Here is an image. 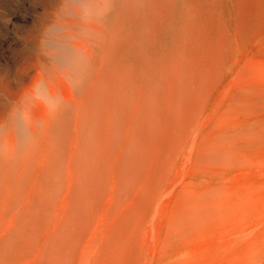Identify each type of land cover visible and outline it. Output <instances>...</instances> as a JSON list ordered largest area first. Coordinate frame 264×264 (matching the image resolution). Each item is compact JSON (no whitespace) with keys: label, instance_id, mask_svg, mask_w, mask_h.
Returning <instances> with one entry per match:
<instances>
[{"label":"rangeland","instance_id":"374dc122","mask_svg":"<svg viewBox=\"0 0 264 264\" xmlns=\"http://www.w3.org/2000/svg\"><path fill=\"white\" fill-rule=\"evenodd\" d=\"M27 1L24 0L25 11L21 13L22 18L16 21L17 25L5 28L3 22H0V78L2 79L0 83V125L3 122H7V124L11 122L6 131L12 134L16 133L25 137L24 140H28V133L21 130L23 122L20 118L26 119L29 116V106L32 102L38 101V98L46 99L50 106L55 103L57 105L59 90L53 93L48 92L44 80L53 86V79L59 78L69 90V97L72 100V105L70 102L69 108L64 111L73 122V130L68 137L69 143L66 148L53 156L58 157L57 169L52 174L55 177L56 186L44 194L51 200L53 216L44 219L33 233L26 234V240L23 241L26 243L25 248L19 250V256L15 263L87 264L88 261L89 264H104L106 259L114 257L123 248L129 247L127 263L146 261L145 264L150 262L151 264L163 262V264H196L191 258L187 259L193 253V244L203 239H209L211 236L214 237L218 231L219 223L225 221L229 232L228 249L220 259L215 255L213 264H264V91H261L264 90V79L250 73L251 70L264 65V0H201L200 4L196 2L197 0H172L171 3L169 0H30V3ZM159 1L163 2L166 10L163 15L157 12L153 6V3ZM244 4L246 5L243 8ZM253 6L257 10L250 9ZM242 11L243 14L245 13L244 15ZM79 13H86V17L91 20L86 22L81 20L78 16ZM154 21H158L157 34H155L156 28L151 24ZM253 22L255 24H251ZM215 26L217 27L215 28ZM112 29L113 34L111 33ZM108 38H110L109 41ZM218 39L221 41L219 42ZM107 43L108 45L111 43V45L108 46L106 52L104 48H107ZM206 44L210 46H206ZM66 45H69V48ZM227 46L229 47L227 48ZM115 48L116 50L121 48L116 53V58L119 57L117 60L114 56ZM209 48L215 49L211 51L208 50ZM120 53L123 55H119ZM111 54L113 56H110ZM214 54L217 56L220 54L219 61ZM107 55H109V59L113 58L109 60ZM210 55L215 56L213 60ZM223 56H226L227 61ZM149 61L152 63L150 64ZM106 62L110 63V66L113 64V67H108V69L113 68L117 74L113 70H110L111 74L108 73V69L105 71L104 68L109 66ZM117 62L119 64H116ZM102 64L107 66L103 67ZM255 64L256 66L253 67ZM154 66H156L154 71L156 69L162 71L156 74L157 71L153 72ZM133 67L135 68L132 70ZM141 68L142 71L148 69L146 73L149 72L152 77L155 74L158 76L155 75L153 79L150 74H146L149 76L147 78L144 75L145 71L143 74H139ZM97 71H99L97 75L100 76L95 77ZM101 71H103L102 74ZM166 71L168 72L166 73ZM91 72L94 73L90 74ZM169 72H172L174 77ZM91 75L94 79L90 78ZM135 75L140 78L137 80ZM144 76L147 78L146 82L156 81L149 84L151 88L152 86L154 88L148 87L147 83L145 85V80L140 81ZM36 77L38 78L33 92L28 93L29 81ZM104 77L107 79L105 80ZM132 77L133 79H131ZM214 77H216L215 80H213ZM115 78H117L116 81ZM174 78L177 82L173 81ZM165 79L169 81H165ZM91 80L94 82L98 80V83L94 84ZM134 80H137V84ZM199 80L201 82L204 80V82L201 84ZM138 83H141L142 85H139L143 87L140 88ZM214 83L216 86L213 85ZM98 86L100 87L98 88ZM165 86L167 88H164ZM133 88L139 92H135ZM253 88L259 90L256 91ZM81 89L84 93L81 92ZM95 90L98 92L100 90L105 98L99 93L100 98ZM111 90L113 91L111 92ZM248 90L251 91L248 92ZM172 91L174 93L176 91L178 95ZM198 92L201 94L199 95ZM78 93L83 95L78 97ZM133 93L139 94L134 96ZM146 93H150L149 99ZM167 93L168 97H165ZM196 93L197 98L194 99ZM257 93L260 96H254ZM156 95L158 99L160 97L159 100ZM172 95L176 96L177 100ZM94 96H98L99 99L97 100ZM136 96L138 97L136 98ZM76 99L80 103L84 101L85 106L88 104V108L82 107L84 104L76 102ZM18 100L21 102L18 103ZM92 101L95 104H90ZM100 101L103 103L99 104ZM153 101L155 103H152ZM119 102L120 104H118ZM242 102L249 103L243 104ZM236 103L241 105L239 104L237 107ZM91 105L94 106L91 107ZM147 105L148 107H146ZM158 105L162 107H158ZM14 106L17 107L14 108ZM95 106L99 107L98 110ZM121 108L124 112L121 111ZM185 108L187 109L185 110ZM110 109L113 114H110ZM174 109L177 111L175 110L176 112L172 114ZM86 110L88 111L86 112ZM148 110L152 111L151 114ZM144 112H148V114ZM169 112L174 115V119ZM79 116L81 117L79 118ZM151 116L155 120L149 121ZM103 119L107 121L104 122ZM125 119L129 131L126 129V124L125 127L123 126ZM181 119L182 121H179ZM90 120L91 122H89ZM142 122L144 125L141 124ZM149 123L151 125H148ZM146 124L149 129L146 128ZM172 124L174 126L169 127ZM212 124L219 126L214 129L215 126ZM231 124H235L237 127L235 125L232 127ZM2 126L3 124L0 126V136L6 132ZM122 126L126 131L122 132ZM188 126L190 131H188ZM225 126L231 130H225L227 129ZM171 127L174 131H170ZM83 128L85 129L82 130ZM158 128L162 131L158 132ZM238 129L239 131H237ZM34 130L32 137L40 138V143L34 144V150L32 145L30 150L32 154L35 152L37 158L40 159L42 157L40 151L44 149L42 147H45L44 150L53 151L55 142L40 128L38 123ZM40 130L42 133L39 132ZM75 130L79 131L75 134ZM142 132L144 133L142 134ZM167 133L171 135L167 136ZM141 134L144 136L141 137ZM157 136L158 138H156ZM175 136L178 137L175 138ZM133 138L136 139H134L135 142L132 141ZM136 141L139 142L136 144ZM253 141L255 142L253 143ZM254 147L257 149H253ZM143 150L146 152L143 153ZM152 150H155L157 154ZM137 151H139V155ZM135 155L138 158L135 159ZM155 155L159 157L156 158ZM171 156L170 161H167ZM149 160L151 164H149ZM131 161L135 163H131ZM40 165L41 170H45L47 165L50 171V165L46 163ZM153 166L156 171L152 168ZM153 170L154 173L156 172L155 177L154 174H151ZM160 174H162L161 177ZM150 177L152 178L150 179ZM146 181L148 182L146 183ZM159 181H161L160 184H158ZM223 181L225 184L221 185ZM153 182L155 183L152 184ZM152 190L154 191L152 192ZM144 196L146 200H144ZM72 205L75 206L72 207ZM132 207L134 208L132 209ZM108 209H112V212ZM10 211L12 210L9 209V213ZM14 213L12 211V215ZM19 219L20 214L18 215ZM151 223L153 224L149 226ZM8 230L6 229V232ZM14 233L20 240L22 239V230L14 231ZM32 235L35 242L29 241ZM84 237L85 239L82 240ZM99 239H102L103 242L100 240L101 243ZM79 243H81L80 247ZM98 243L99 245H97ZM153 243L154 247L151 245ZM77 246L78 250H76ZM149 248L152 249L149 250ZM148 251L149 253H147ZM36 253L41 257L38 255L34 257ZM94 255L98 259L101 258L100 262H97L99 260ZM82 256L84 257L82 258ZM52 259L54 263H51ZM33 260L34 262H31ZM93 260L94 262H92Z\"/></svg>","mask_w":264,"mask_h":264},{"label":"bare ground","instance_id":"6f19581e","mask_svg":"<svg viewBox=\"0 0 264 264\" xmlns=\"http://www.w3.org/2000/svg\"><path fill=\"white\" fill-rule=\"evenodd\" d=\"M247 1V0H246ZM253 1H255V0H253ZM172 2V0H169V3H171ZM196 2H199V4H200V2H201V0H197ZM237 2V4L239 5V3H238V1H236ZM241 2V1H240ZM245 2V1H244ZM252 2V1H251ZM163 2H161V1H159V2H155V3H153V6H154V8L157 10V12H159L161 15H163L164 13H165V7L163 6V4H162ZM248 3V2H247ZM246 3V4H247ZM254 3V2H253ZM236 4V5H237ZM246 4H244L242 7L244 8L245 7V5ZM255 4V3H254ZM258 4V2L256 3V5ZM249 5V4H248ZM234 6V5H233ZM250 6V5H249ZM235 7V6H234ZM247 8V7H246ZM256 8V7H255ZM254 8V6H253V8L251 7L250 9H253V11L254 10H257V9H255ZM235 9V8H234ZM262 10V9H261ZM136 11V10H135ZM204 11V10H203ZM213 11V10H212ZM252 11V12H253ZM247 12V11H246ZM250 12V11H249ZM252 12H251V14H252ZM213 13V12H212ZM220 13V12H219ZM242 14H243V11H242ZM245 14V13H244ZM243 14V15H244ZM255 14V13H254ZM100 15H101V13H100ZM120 15V14H119ZM159 15V14H158ZM247 15H249L248 13H247ZM261 15V14H260ZM79 18L81 19V20H83V21H87V20H91V19H89V18H87L86 17V13L84 14H82V13H79ZM239 16V15H238ZM256 16H258V15H256ZM217 17H219V16H217ZM248 17H250V16H248ZM259 17V16H258ZM56 18H57V16H56ZM244 18V17H243ZM256 18V17H255ZM65 19V18H64ZM160 19H161V16H160ZM217 20H218V18H216ZM240 19H242V18H240ZM239 19V20H240ZM247 19V18H246ZM249 20V19H248ZM261 20V19H260ZM241 21V20H240ZM158 22V21H157ZM156 21H154L153 23H151L156 29H155V34H157V27H158V23H157ZM246 22V21H245ZM245 22H243V23H245ZM73 23V22H72ZM89 23V22H88ZM88 23H86L87 25H88ZM115 23V22H114ZM217 23H218V21H217ZM216 23V24H217ZM262 23H263V21H262ZM83 24V23H82ZM112 24V23H111ZM251 24H255L254 22L253 23H251ZM149 26H150V22H149ZM213 26V25H212ZM49 28H50V26H48ZM217 26H215V28H216ZM256 27V26H255ZM253 28V27H252ZM111 29V28H110ZM114 29V28H113ZM113 29L111 30V33L113 32ZM117 29H118V27H117ZM117 32V31H116ZM119 32H120V30H119ZM152 32V31H151ZM217 32V31H216ZM221 32V31H220ZM110 33V34H111ZM153 33V32H152ZM227 33V32H226ZM109 34V35H110ZM113 34V33H112ZM215 35V34H214ZM116 36V35H115ZM121 37H122V35H120ZM223 36V35H222ZM225 36V35H224ZM121 37H119V38H121ZM133 37V36H132ZM204 37V36H203ZM209 37V36H208ZM207 37V38H208ZM116 38V37H115ZM210 38V37H209ZM219 38V37H218ZM109 39L110 38H108V41H109ZM221 39V38H220ZM220 39H218L219 40V42L221 41ZM120 40H122V39H120ZM217 40V41H218ZM42 42V41H41ZM111 42V41H110ZM112 42H113V39H112ZM111 42V43H112ZM121 42V41H120ZM131 42V41H130ZM207 43H209L208 41H206ZM38 43V42H37ZM39 43H40V41H39ZM111 43L109 44V45H111ZM114 43V42H113ZM119 43V42H118ZM212 43V42H211ZM36 44V43H35ZM42 44H44V42H42ZM115 44V43H114ZM215 44V43H214ZM108 43H107V45H106V47L107 48H104L105 50H106V52H107V49H108ZM118 45V44H117ZM130 45H131V43H130ZM153 45H154V43H153ZM229 45V44H228ZM37 46V45H36ZM155 46V45H154ZM206 46H210L209 44H206ZM215 46V45H214ZM221 46V45H220ZM230 46V45H229ZM229 46H227V48L229 47ZM39 47H41L42 48V46H39ZM66 47L67 48H69V45H66ZM212 47V46H211ZM204 48H206L207 49V47H204ZM216 48V47H215ZM214 48V49H215ZM218 48V47H217ZM36 49V48H35ZM37 49H38V47H37ZM56 49V48H55ZM83 49V48H82ZM119 49H121V48H119ZM118 49V50H119ZM214 49H208V50H214ZM59 50V49H58ZM118 50H116V48H115V50L114 51H116L115 52V58H116V53H117V51ZM142 50V49H141ZM221 50H223V49H221ZM230 50V49H229ZM232 50H233V48H232ZM57 51V50H56ZM84 51V50H83ZM113 51V52H114ZM231 51V50H230ZM60 52V51H59ZM86 52H87V50H86ZM131 52V51H130ZM207 52V51H206ZM220 52H222L223 53V51H220ZM109 53V52H108ZM216 54H217V52H215ZM218 53H219V51H218ZM233 53V52H232ZM57 54V53H56ZM138 54V53H137ZM207 54V53H206ZM212 54V53H211ZM228 54H229V52H228ZM119 55H123V54H119ZM118 55V56H119ZM215 55V54H214ZM221 55H223V54H221ZM252 55V54H251ZM58 56V55H57ZM103 56H105V54H103ZM102 56V57H103ZM109 55H107V58L109 59V57H108ZM110 56H113L112 54L110 55ZM211 56V55H210ZM209 56V57H210ZM213 56V55H212ZM211 56V57H212ZM215 56H217V55H215ZM214 56V57H215ZM101 57V58H102ZM134 57V56H133ZM208 57V56H207ZM214 57H212V60H213V58ZM218 57V61H219V57H220V54H219V56H217ZM225 57L226 56H223V58H224V60L225 61H227L226 59H225ZM100 58V59H101ZM111 58H113V57H111ZM110 58V59H111ZM115 58H114V61H115ZM118 59H119V57H117ZM117 58H116V60H117ZM106 59V58H105ZM109 59V60H110ZM210 60L209 61H211V58H209ZM227 59H228V56H227ZM120 60H121V58H120ZM124 60V59H123ZM134 60H137V59H134ZM134 60H133V62H134ZM149 60V59H148ZM158 60V59H157ZM169 60V59H168ZM208 60V59H207ZM138 61V60H137ZM218 61H216L215 60V62H218ZM120 62V61H119ZM119 62H117L116 64H119ZM156 62V61H155ZM42 63V62H41ZM102 63H103V61H102ZM108 62H106V64H107ZM122 63H123V61H122ZM147 63V62H146ZM149 63L151 64L152 62L151 61H149ZM209 63V62H208ZM212 63V62H211ZM210 63V64H211ZM264 63V62H263ZM110 64V63H109ZM109 64H107V65H109ZM124 64V63H123ZM126 64V63H125ZM213 64H215L214 63V61H213ZM253 64V63H252ZM43 65H44V63H43ZM43 65H41V66H43ZM102 65H104V64H102ZM101 65V66H102ZM107 65H104L103 67H105V66H107ZM121 65V64H120ZM131 65H133L132 63H131ZM154 65H156V63H154ZM167 65H168V63H167ZM173 65V64H172ZM212 65V64H211ZM217 65H219L218 63H217ZM224 65H225V63H224ZM99 66V65H98ZM111 66L113 67V64H111ZM110 65L109 66H107V68H104L105 69V71L108 69V67L110 68L111 67ZM116 66V65H115ZM123 66V65H122ZM126 66H128V65H126ZM126 66H124V67H126ZM134 66V65H133ZM135 66H137V65H135ZM141 66H142V63H141ZM256 66V64L255 65H253V67H255ZM45 67V66H44ZM47 67V66H46ZM49 67V66H48ZM94 67V66H93ZM93 67H92V69H93ZM100 67V66H99ZM130 67V66H129ZM163 67V66H162ZM161 67V68H162ZM168 67V66H167ZM166 67V68H167ZM37 68V67H36ZM39 68V67H38ZM37 68V69H38ZM135 67H133V68H131L132 70L134 69ZM143 68H145V67H143ZM154 68H156V66H154L153 67V72H156L157 71V69H156V71H154ZM166 68H165V70H166ZM170 68V67H169ZM168 68V69H169ZM223 68V67H222ZM239 68V67H238ZM94 69H95V67H94ZM93 69V70H94ZM100 69H101V67H100ZM120 69V71H121V68H119ZM195 69V68H194ZM218 69V68H217ZM50 70V69H49ZM102 70V69H101ZM110 70H113L115 73L117 72V71H115L113 68L112 69H108V73H110L111 74V72H110ZM116 70H118L117 68H116ZM124 70V69H123ZM138 70V69H137ZM165 70L163 71L164 73H165ZM171 70H174L173 68H171ZM170 70V71H171ZM203 70V69H202ZM40 71V70H39ZM100 71V70H99ZM99 71H97L96 73H95V77L96 76H100V75H97L98 74V72ZM104 71V70H103ZM103 71H101L100 73L102 74V72ZM104 71V72H105ZM120 71H118V72H120ZM144 71H145V76L148 78L149 76H147L148 74H150L149 72H148V74L146 73V71H148V69L147 70H145L144 69ZM144 71H142V68H141V70L139 71L140 73L139 74H143L144 73ZM159 71H162V70H159ZM159 71H157L156 72V74L159 72ZM200 71V70H199ZM223 71V70H222ZM152 72V71H151ZM168 71H166V73H167ZM204 72V71H203ZM224 72V71H223ZM94 73V72H93ZM92 72L90 73V74H93ZM108 73H106L107 75H108ZM123 73V72H122ZM126 73V72H125ZM136 73V72H135ZM138 73V72H137ZM170 73V72H169ZM173 73H174V71H173ZM200 73V72H199ZM252 75H254L255 77H258V78H261V79H264V65H260V66H258L257 68H255V69H253V70H251V72H250ZM36 74V73H35ZM54 74V73H53ZM112 74H114V73H112ZM117 74V73H116ZM147 74V75H146ZM155 74V75H156ZM159 74V73H158ZM203 74V73H202ZM211 74V73H210ZM106 75V76H107ZM121 75V74H120ZM123 75V74H122ZM128 75H130V74H128ZM134 75V74H133ZM137 76H138V74H136ZM136 75H135V77H136ZM152 74H150V76H151ZM154 75V76H155ZM167 75V74H166ZM169 75V74H168ZM170 75H172V72L170 73ZM174 75H176V74H174ZM249 75V74H248ZM247 75V76H248ZM110 76V75H109ZM113 76V75H112ZM114 76H115V74H114ZM140 76H143V75H140ZM144 76V78L143 79H141L140 81H142V80H145V79H147L146 77ZM153 76V77H154ZM156 76H158V75H156ZM205 76V75H204ZM203 76V77H204ZM215 76V75H214ZM217 76V75H216ZM55 77V76H54ZM86 77V76H85ZM111 77V76H110ZM120 77V76H119ZM123 77V76H122ZM152 76H151V78H153ZM166 78H167V76H165ZM172 77H174L173 75H172ZM177 77V76H176ZM202 77V78H203ZM207 77H209V76H207ZM206 77V78H207ZM220 77V76H219ZM219 77H218V79H219ZM37 78L38 77H36V79L34 80L33 78H31L30 79V81H29V89H28V93H30L32 90H33V88H34V86H35V84L37 83ZM90 78H92V75L90 76ZM98 78V77H97ZM112 78V77H111ZM140 78V77H139ZM138 77H136V79L138 80L139 79ZM142 78V77H141ZM178 78V77H177ZM206 78H204V79H206ZM215 78L216 77H214V79L213 80H215ZM33 79V80H32ZM92 79H94V78H92ZM99 79V78H98ZM104 79L106 80L107 79V77L105 78L104 77ZM116 79L117 78H115V81H116ZM123 79V78H122ZM131 79H133V77L131 78ZM154 79V78H153ZM155 79H157L156 77H155ZM162 79V78H161ZM198 79H199V76H198ZM201 79V78H200ZM209 79V78H208ZM217 79V80H218ZM220 79H221V77H220ZM112 80V79H111ZM124 80V79H123ZM136 80V81H137ZM163 80H164V78H163ZM167 79H165V81H166ZM176 80V78H174L173 79V81H175ZM210 80H212L211 78H210ZM213 80H212V83H213ZM1 81H2V79L0 78V83H1ZM53 81H54V85L52 86L51 84H48L47 82H46V80H44V83H45V87H46V89H47V91L48 92H50V93H53V92H56V91H58L59 90V97L57 98V100H58V103H57V105H56V103L54 104V105H52V106H50L48 103H47V100L46 99H42V98H38L37 96V98L39 99L38 101H36V102H32L31 104H30V106H29V116L28 117H26V119H23V118H20L21 119V122H23V124H22V126H21V130L24 132H27L28 133V140H24V138L25 137H22V136H20V135H17L16 133H14V134H12V133H9L8 131H6L7 130V126H9L10 124H11V122H8V124H7V122H3L2 124H3V128H4V130L6 131H4L5 132V134H3V135H1L0 136V264H16L15 263V261L17 260V258H18V256H19V250L20 249H23V248H25V244L26 243H24L23 241H25L26 239H25V236H26V234L27 233H33L35 230H36V228L40 225V223H42L43 222V220L44 219H46V218H49V217H52L53 216V209H52V207H51V200L49 199V197L48 196H46V195H44L45 193H48L49 191H51L55 186H56V181H55V177L54 176H52V174L56 171V169H57V159H58V157H53L54 155H56L57 154V152L59 153V151H62V150H64V148H66V146L68 145V143H69V140H68V137H69V135H70V133H72L71 131L73 130V122H72V120H71V118L70 117H68V115H67V113L64 111L66 108H69L68 106H69V104H70V102H71V105H72V100H70V97H69V90L67 89V87H65V85L59 80V78H54L53 79ZM90 81V80H89ZM92 82H94V80H91ZM98 81V80H97ZM94 82V84L95 83H98V82ZM135 81V80H134ZM136 81H135V83H136ZM147 80H145V85H146V83H147V85H148V87H150L151 88V86H149V84H152V83H155V82H152L153 80H151V83H149V82H146ZM167 81H169V80H167ZM200 81V80H199ZM206 81V80H205ZM222 81V80H221ZM126 82V81H125ZM175 82H177V81H175ZM174 82V83H175ZM201 82V81H200ZM202 82H204V80L202 81ZM202 82H201V84H202ZM210 82V81H209ZM216 82V81H215ZM91 82H89V84H90ZM144 83V82H143ZM208 83V82H207ZM219 83H221L220 81H219ZM89 84H87V85H89ZM92 84V83H91ZM118 84V83H117ZM137 84V83H136ZM135 84V85H136ZM139 84H141V83H138V85ZM165 84V83H164ZM172 84V83H171ZM211 84V83H210ZM232 84V83H231ZM86 85V86H87ZM105 85V84H104ZM126 85V84H125ZM124 85V86H125ZM127 85H128V82H127ZM142 85V84H141ZM141 85H139V87L140 88H142L141 87ZM144 85V84H143ZM154 85V84H153ZM166 85V84H165ZM174 85V84H173ZM200 85V84H199ZM198 85V86H199ZM213 85H215L216 86V84L214 83ZM91 86V85H90ZM89 86V87H90ZM167 86V85H166ZM164 87V88H167V87ZM203 86H204V84H203ZM219 86V84L217 85V87ZM83 87V86H82ZM97 87V86H96ZM100 86H98V88H99ZM103 88H105V89H107L106 87H104V86H102ZM101 87V88H102ZM120 87V86H119ZM128 87H129V85H128ZM132 87V86H131ZM176 87V86H175ZM208 87V86H207ZM207 87H205L206 89H207ZM86 88V87H85ZM94 88V87H93ZM137 88V87H136ZM152 88H154L153 86H152ZM151 88V89H152ZM163 88V87H162ZM164 88L162 89V90H164ZM170 88V87H169ZM178 88V87H177ZM198 88H200V89H202L201 87H198ZM204 88V87H203ZM230 88V87H229ZM244 88V87H243ZM261 88V87H260ZM83 90H84V87L82 88ZM81 89V92H83L84 93V91ZM95 89V88H94ZM93 89V90H94ZM120 89V88H119ZM139 89V88H138ZM159 89V88H158ZM157 89V90H158ZM181 89V88H180ZM200 89H199V91H200ZM216 89V88H215ZM214 89V90H215ZM248 89V88H247ZM249 89H251L250 87H249ZM254 89V88H253ZM87 90H89L88 89V86H87ZM101 90V89H100ZM100 90H99V92L97 91V90H95L96 92H98L97 93V95L99 96V93H100ZM133 90H134V88H133ZM145 90V89H144ZM143 90V91H144ZM149 90V89H148ZM156 90V91H157ZM166 90V89H165ZM171 90V89H170ZM173 90H174V88H173ZM176 90V89H175ZM183 90V89H182ZM187 90V89H186ZM213 90V91H214ZM254 90H256V88L254 89ZM257 90H259V89H257ZM256 90V91H257ZM26 91V90H25ZM37 91V90H36ZM104 90H102V92H103ZM113 90H111V92H112ZM135 91V90H134ZM133 91V92H134ZM155 91V92H156ZM167 91V90H166ZM205 91V90H204ZM251 90H248V92H250ZM261 91H264V90H261ZM33 92V91H32ZM85 92H87L88 93V91H85ZM124 92H125V90H124ZM135 92H139V90L137 91H135ZM146 92H148V91H146ZM158 92V91H157ZM157 92H156V94H157ZM160 92H161V90H160ZM165 92V91H164ZM168 93H169V91H167ZM173 92V91H172ZM197 92V91H196ZM235 92V91H234ZM22 93V92H21ZM27 93V94H28ZM86 93V94H87ZM104 93V92H103ZM144 93V92H143ZM162 93V92H161ZM168 93H167V96H165V97H168ZM174 93V92H173ZM80 94V95H79ZM94 94H95V92H94ZM124 94H126V93H124ZM134 94V96L135 95H137V94H139V93H133ZM132 94V95H133ZM147 94V96L148 95H150V93L148 94V93H146ZM174 94H176V95H178L177 93H176V91H175V93ZM198 94L200 95L201 94V92H198ZM207 94V93H206ZM238 93H236V95H237ZM240 94V93H239ZM251 94H254V93H251ZM83 95V94H82ZM81 95V93H78V97L79 96H82ZM85 95V94H84ZM92 95V94H91ZM103 96V98H105L104 97V95L103 94H101L100 93V96ZM114 95H116L115 93H114ZM131 95V96H132ZM161 95V94H160ZM196 95H197V93L194 95V99L195 98H197L196 97ZM207 95H209V94H207ZM257 95H259L260 96V94L259 93H257V94H255L254 96H257ZM261 95H263V94H261ZM86 96V95H85ZM96 96V95H95ZM94 96V97H95ZM97 96V97H98ZM99 96V97H100ZM120 96H122L121 94H120ZM144 96H145V94H144ZM161 96H163V94L161 95ZM190 96H192V95H190ZM238 96V95H237ZM237 96H235V97H237ZM241 96H243V95H241ZM241 96H239V97H241ZM84 97V96H83ZM93 97V98H94ZM97 97H95V98H97ZM111 97V96H110ZM115 97V96H114ZM117 97V96H116ZM124 97V96H123ZM130 97V96H129ZM138 96H136V98H137ZM146 97V96H145ZM149 97L150 96H148V99H149ZM165 97L164 98H162L163 100L165 99ZM172 97H176V96H173L172 95ZM183 97V96H182ZM18 98V97H17ZM24 98V97H23ZM28 98V97H27ZM29 98H30V96H29ZM92 98V97H91ZM101 98V97H100ZM122 98V97H121ZM144 98V97H143ZM156 98H157V95H156ZM20 99V98H19ZM78 99V98H77ZM76 99V102H78V103H80V101L79 100H77ZM85 99V98H84ZM99 98H97V100H98ZM111 99V98H110ZM158 99V98H157ZM159 99H160V97H159ZM158 99V100H159ZM189 99V98H188ZM20 100H22V99H20ZM20 100H18V103H19V101ZM25 100V99H24ZM91 100V99H90ZM119 100H121V99H119ZM123 100V99H122ZM154 100H156V99H154ZM176 100H177V97H176ZM175 100V101H176ZM206 100V99H205ZM204 100V101H205ZM23 101V100H22ZM89 101V100H88ZM93 101H94V99H93ZM93 101H92V103H90V102H87V103H90V104H95V103H93ZM148 102H149V100H147ZM239 101V100H238ZM249 101V100H248ZM21 102V101H20ZM84 102V101H83ZM83 102H81V103H83ZM106 102V101H105ZM105 102H104V105H105ZM117 102V100L115 101V103ZM140 102V101H139ZM142 102V101H141ZM143 102H145V101H143ZM156 102H157V100H156ZM163 102V101H162ZM161 102V103H162ZM165 102V101H164ZM163 102V103H164ZM207 102V101H206ZM15 103V102H14ZM13 103V104H14ZM17 103V102H16ZM17 103V104H18ZM80 103V104H81ZM103 103V101L101 102H99V104H102ZM114 103V104H115ZM150 103V102H149ZM152 103H155V101H153ZM160 103V104H161ZM167 103V102H166ZM170 103L172 104V102L170 101ZM173 103H175V102H173ZM198 103V102H197ZM228 103V102H227ZM226 103V105H228ZM230 103H232V102H230ZM229 103V104H230ZM235 103V102H234ZM243 103V102H242ZM246 103H249V102H245V103H243V104H246ZM252 103V102H251ZM255 103V102H254ZM23 104V103H22ZM84 104V103H83ZM109 104V103H108ZM118 104H120V102L118 103ZM195 105V103H192V105ZM237 104V103H236ZM240 103H238L237 104V107H238V105H239ZM97 105H98V101H97ZM144 104L142 103V106H143ZM204 105H205V103H204ZM241 105V104H240ZM13 106V105H12ZM12 106H11V108H12ZM18 106H20V105H18ZM27 106V107H28ZM82 106V105H81ZM92 106H94V105H91V107ZM117 106V105H116ZM153 106H154V104H153ZM160 105H158V107H159ZM164 106V105H163ZM231 106V105H230ZM15 107H17V106H14V108ZM78 107H80L79 105H78ZM82 107H86V109L88 108V104L85 106V104H84V106H82ZM90 107V108H91ZM95 107H97V109L96 110H98V106H95ZM102 107H103V105H102ZM118 107V106H117ZM121 107V106H120ZM119 107V108H120ZM131 107V106H130ZM146 107H148V105L146 106ZM157 107V106H156ZM160 107H162V106H160ZM170 107H171V105H170ZM195 107V106H194ZM81 108V107H80ZM109 108V107H108ZM139 108H142V107H139ZM150 108H152V106H150ZM150 108H148L149 110H151ZM154 108V107H153ZM172 108V107H171ZM174 108H176V107H174ZM245 108V107H244ZM256 108H258V107H256ZM27 109V108H26ZM91 109H94V108H91ZM103 109H104V107H103ZM113 109V108H112ZM115 109H118V108H116L115 107ZM122 110L121 111H123L124 112V110H123V108H121ZM129 109V108H128ZM127 109V110H128ZM144 109H145V107H144ZM156 109H161V108H156ZM178 109V108H177ZM187 108H185V110H186ZM247 109V108H246ZM251 109H253L252 107H251ZM255 109V108H254ZM10 110V109H9ZM102 110V109H101ZM139 110V109H138ZM145 110H147V109H145ZM148 110V111H149ZM153 110V109H152ZM170 110H172V109H170ZM169 110V111H170ZM176 109H174V112H172V114L173 113H175L176 111H175ZM191 110V109H190ZM258 110V109H257ZM12 112H13V110H11ZM19 111V110H18ZM88 110H86V112H87ZM89 111H93V110H89ZM94 111H95V109H94ZM126 111V110H125ZM129 111H130V109H129ZM141 111V110H140ZM158 111V110H157ZM165 111V110H164ZM82 112V111H81ZM86 112H84V113H86ZM105 112V111H104ZM117 112H118V110H117ZM139 112V111H138ZM150 112V111H149ZM152 112V111H151ZM151 112L149 113V114H151ZM159 113H161V111H158ZM157 112V113H158ZM166 112V111H165ZM192 112H194V111H192ZM8 113V112H7ZM6 113V114H7ZM14 113V112H13ZM88 113H90V112H88ZM102 113H103V111H102ZM126 113H127V111H126ZM125 113V114H126ZM145 114H148V112L146 113V112H144ZM156 113V114H157ZM170 113V112H169ZM243 113V112H242ZM9 114H12V113H10L9 112ZM107 114V113H106ZM110 114H113V113H111V109H110ZM153 115L155 114V112L153 111V113H152ZM171 114V113H170ZM171 114V116H173L172 118L174 119V115H172ZM238 114H240V113H238ZM83 115V114H82ZM86 115H88V114H86ZM99 115H102V114H99ZM105 115V114H104ZM152 115V116H153ZM242 116H244L243 114H241ZM7 116V115H6ZM5 116V117H6ZM11 116V115H10ZM84 116V115H83ZM89 116V115H88ZM109 117H110V115H108ZM129 116V115H128ZM136 116H137V114H136ZM146 116V115H145ZM144 116V117H145ZM152 116H151V118H149V121H152ZM158 116H160V115H158ZM247 116V115H246ZM251 116V115H250ZM8 117V116H7ZM23 117V116H22ZM78 117V116H77ZM81 116H79V118H80ZM99 117H101V116H99ZM149 117V116H148ZM205 117V116H204ZM236 117V116H235ZM87 118V117H86ZM107 118V117H106ZM178 118H180V117H178ZM178 118H176L177 120H178ZM6 119V118H5ZM8 119V118H7ZM85 119V118H84ZM90 119V118H89ZM100 119V118H99ZM98 119V120H99ZM102 119V118H101ZM108 119V118H107ZM143 119H145V118H143ZM148 119V118H147ZM162 119V118H161ZM83 120V119H82ZM88 120V119H87ZM87 120H85V122L87 121ZM113 120V119H112ZM112 120H111V123H112ZM153 120H155V119H153ZM163 120H164V118H163ZM163 120H162V123H163ZM79 121V120H78ZM95 121V120H94ZM93 121V122H94ZM101 121V120H100ZM103 121H104V119H103ZM103 121H101V122H103ZM105 121H107V120H105ZM104 121V122H105ZM125 122H123L124 123V125H123V123H122V125L125 127V124H126V129H127V123H126V119L124 120ZM143 121V120H142ZM158 121H159V119H158ZM171 121H172V119H171ZM174 121V120H173ZM176 121V120H175ZM179 121H182V119L181 120H179ZM202 121H203V119H202ZM201 121V122H202ZM1 122V121H0ZM75 122V121H74ZM84 122V121H83ZM89 122H91V120L89 121ZM103 122V123H104ZM128 122V121H127ZM134 122H135V120H134ZM146 122V121H145ZM155 122V121H154ZM165 122V121H164ZM224 122V121H223ZM39 124V126H40V128L49 136V137H51L50 139H52L53 138V140H54V150L53 151H48V150H44L45 149V147H42V148H44L43 150H41L40 152H41V154H42V157L40 158V159H38L37 158V154L35 153V152H33V154H32V152H31V147H32V145H33V150H34V148H35V143H40V138H37V137H32L33 136V134H34V132H35V130H34V128H36V124ZM80 123H82V122H80ZM86 123H88V121L86 122ZM107 123V122H106ZM110 123V124H111ZM179 123V122H178ZM1 124V125H2ZM82 124H84V123H82ZM109 124V123H108ZM135 124V123H134ZM133 124V125H134ZM142 125H144L143 124V122L141 123ZM175 125H176V123H174ZM174 124H172V125H169V127L170 126H174ZM248 124V123H247ZM246 124V125H247ZM254 124V123H253ZM0 125V126H1ZM81 125V124H80ZM86 125V124H85ZM85 125H82V126H85ZM88 125V124H87ZM104 125V124H103ZM117 125V124H116ZM147 125V124H146ZM148 125H151L150 123L148 124ZM148 125H147V127L146 128H148ZM152 125H153V123H152ZM181 125V124H180ZM213 125V124H212ZM232 125V124H231ZM230 125V126H231ZM233 125H235V124H233ZM233 125H232V127H233ZM254 125H256V124H254ZM257 125H260V124H257ZM78 126H79V124H78ZM120 126V125H119ZM122 126V127H123ZM213 126H215V125H213ZM217 126H219V125H216L215 126V128L214 129H216V127ZM236 126V125H235ZM261 126V125H260ZM86 127V126H85ZM124 127H123V129H122V132L123 131H126V129L124 130ZM140 127H142V126H140ZM144 127V126H143ZM153 127V126H152ZM159 127V126H158ZM163 127V126H162ZM161 127V128H162ZM168 127V128H169ZM180 127V126H179ZM189 127V126H188ZM188 127H186V128H188ZM202 127V126H201ZM226 128H227V126H225ZM225 127H224V129H225ZM237 127V126H236ZM246 127V126H245ZM256 127V126H255ZM263 127V126H262ZM79 128V127H78ZM80 128H81V126H80ZM79 128V129H80ZM110 128V127H109ZM133 128V127H132ZM131 128V129H132ZM135 128V127H134ZM165 128V127H164ZM180 128H182V127H180ZM210 128V127H209ZM242 128V127H241ZM248 128V127H247ZM258 128V127H257ZM264 128V127H263ZM75 129H76V126H75ZM85 128H83L82 130H84ZM111 129V128H110ZM109 129V130H110ZM129 129H130V127H129ZM141 129V128H140ZM149 129V128H148ZM151 130H152V128H150ZM212 129V128H211ZM210 129V130H211ZM230 129V128H229ZM229 129L227 128V129H225V130H228L229 131ZM233 129V128H232ZM240 129V128H239ZM239 129L237 130V131H239ZM246 129V128H245ZM252 129V128H251ZM42 130H40L39 132H41L42 133ZM101 130H102V128H101ZM103 130H104V128H103ZM145 130V129H144ZM158 130H159V128H158ZM173 129H172V127H171V130L170 131H172ZM187 130V129H186ZM185 130V131H186ZM198 130V129H197ZM196 130V131H197ZM209 130V129H208ZM224 130V131H225ZM231 130V129H230ZM249 130H250V128H249ZM79 131V130H78ZM78 131H76L75 130V134H76V132H78ZM127 131H129L128 129H127ZM148 131V130H147ZM153 131V130H152ZM160 131H162V130H159L158 132H160ZM174 131V130H173ZM188 131H190V127H189V129H188ZM188 131H186V132H188ZM251 131V130H250ZM249 131V132H250ZM84 132V131H83ZM105 132H106V130H105ZM139 132V131H138ZM156 132V131H155ZM154 132V133H155ZM168 132H169V129H168ZM199 132V131H198ZM241 132V131H240ZM239 132V133H240ZM245 132V131H244ZM243 132V133H244ZM247 132V131H246ZM258 132H259V130H258ZM133 133V132H132ZM144 132H142V134H143ZM255 133H256V131H255ZM112 134V133H111ZM129 134H130V132H129ZM142 134L140 135L141 137H143L142 136ZM164 134V133H163ZM168 134V133H167ZM176 134V133H175ZM196 134V133H195ZM244 134H249V133H244ZM43 135V134H42ZM79 135V134H78ZM80 135H82V134H80ZM135 135V134H134ZM137 135V134H136ZM147 135H148V133H147ZM169 135H171L170 133L167 135V136H169ZM177 135V134H176ZM258 135V134H257ZM256 135V136H257ZM178 136H179V134H178ZM177 136V137H178ZM194 136H196V135H194ZM258 136H260V134L258 135ZM75 137V136H74ZM79 137V136H78ZM109 137H111V136H109ZM132 137H134V136H132ZM136 137V136H135ZM150 137V136H149ZM160 137V136H159ZM171 137V136H170ZM173 137H174V135H173ZM176 136H175V138H177ZM181 137V136H180ZM179 137V138H180ZM198 137V136H197ZM196 137V138H197ZM218 137V136H217ZM237 137V136H236ZM79 138H81V137H79ZM153 138V137H152ZM156 138H158V136L156 137ZM155 138V139H156ZM169 138V137H168ZM168 138H166V139H168ZM174 138V139H175ZM76 139V138H75ZM128 139H129V137H128ZM132 139V138H131ZM134 139L135 138H133V140L132 141H134ZM170 139H172V138H170ZM173 139V143H174V140ZM30 140H32V141H30ZM78 140V139H77ZM80 140H82V138L80 139ZM136 140V139H135ZM142 140H144V139H142ZM146 140H147V138H146ZM149 140V139H148ZM169 140V139H168ZM177 140V139H176ZM194 140V137L192 138V141ZM196 140V139H195ZM254 140V139H253ZM52 141V140H51ZM157 141V140H156ZM160 141H161V139H160ZM179 141V140H178ZM177 141V142H178ZM181 141V140H180ZM249 141V140H248ZM252 141V140H251ZM81 142V141H80ZM135 142V141H134ZM139 142V141H138ZM137 141H136V144L138 143ZM255 141H253V143H254ZM259 142V141H258ZM76 143H79V141L77 142L76 141ZM129 144L131 143V142H128ZM151 143V142H150ZM180 143V142H179ZM135 144V147L137 146ZM162 145H164L163 143H161ZM166 144H167V142H166ZM165 144V146H167ZM171 144H172V142H171ZM170 144V145H171ZM193 144V143H192ZM244 144H247V143H244ZM252 144V143H251ZM260 144V143H259ZM259 144H258V146H259ZM73 145V144H72ZM77 145V144H76ZM142 145V144H141ZM148 145V144H147ZM150 145V144H149ZM162 145H158V146H162ZM75 146V145H74ZM168 146H169V144H168ZM194 146V145H193ZM262 146V145H261ZM70 147V146H69ZM141 147H145V146H141ZM149 147V146H148ZM252 147V146H251ZM162 148H164V147H162ZM161 148V149H162ZM168 148V147H167ZM173 148V147H172ZM189 148H191V147H189ZM72 149H74V148H72ZM137 149V148H136ZM144 149V148H143ZM145 149H147V148H145ZM160 149V150H161ZM253 149H257V147L255 148H253ZM67 150H68V148H67ZM77 150V149H76ZM174 150V149H173ZM172 150V151H173ZM189 150V149H188ZM188 150H187V152H188ZM191 150V149H190ZM193 150V149H192ZM74 152H75V150H73ZM72 151V152H73ZM149 151H151V150H149ZM152 151H154L155 153H156V151L155 150H152ZM163 151H165V150H163ZM162 151V152H163ZM168 151V150H167ZM176 151V150H175ZM74 152H73V154H74ZM136 152V151H135ZM143 153H145L146 151H142ZM148 152V151H147ZM158 152V151H157ZM191 152V151H190ZM69 153V152H68ZM137 153H138V155H139V151H137ZM137 153H135L136 155H137ZM142 153V154H143ZM150 153H152V152H150ZM72 154V153H71ZM141 154V153H140ZM157 154V153H156ZM162 154H164V153H162ZM168 154V153H167ZM136 155L134 156L135 157V159L136 158H138V157H136ZM137 155V156H138ZM149 155V154H148ZM171 155V154H170ZM47 156V157H46ZM68 156H70L71 157V155H68ZM140 156H142V155H140ZM150 156H152V155H150ZM163 156V155H162ZM187 156V155H186ZM191 156V155H190ZM143 157V156H142ZM155 157L156 158H158L156 155H155ZM154 157V158H155ZM165 157V156H164ZM69 158V157H68ZM146 158V157H145ZM155 158V159H156ZM161 158V160H163V158L162 157H160ZM170 158H172V156L171 157H169L168 159H167V161H170ZM173 158H175V156H173ZM191 158V157H190ZM241 159H242V157H240ZM134 159V160H135ZM152 160H153V158H151ZM165 159V158H164ZM132 160V159H131ZM133 160V161H134ZM185 160V159H184ZM133 161H131V163L133 162ZM137 161V160H136ZM139 161V160H138ZM140 161H141V159H140ZM139 161V162H140ZM148 161V160H147ZM158 161V160H157ZM68 162H70V161H68ZM139 162H138V164H139ZM160 162H163V161H160ZM41 163H46V164H48V165H50L49 167H50V171H49V168H48V166L46 165V169L45 170H41L40 169V164ZM133 163H135V162H133ZM169 163V162H168ZM184 163V162H183ZM67 164V163H66ZM74 164V163H73ZM149 164H151V162H150V160H149ZM148 164V167H150V165ZM162 164V163H161ZM186 164V163H185ZM184 164V165H185ZM145 166L147 165V164H144ZM167 165V164H166ZM164 166V165H163ZM66 167H67V165H66ZM144 167V166H143ZM147 167V168H148ZM162 167V166H161ZM160 167V168H161ZM165 167V166H164ZM167 167H168V165H167ZM183 167V166H182ZM153 169H155L154 168V166L152 167ZM158 168V167H157ZM67 169H68V167H67ZM143 169V168H142ZM165 169V168H164ZM149 170H150V168H149ZM158 170V169H157ZM161 170V169H160ZM159 170V171H160ZM167 170V169H166ZM182 170V169H181ZM48 171H49V173H48ZM155 171H156V169H155ZM162 171V170H161ZM163 171H165V170H163ZM188 171V170H187ZM68 173H69V171H67ZM152 172V171H151ZM156 173V172H155ZM155 173H154V170H153V172L151 173V174H154V177H155ZM164 173H166V172H164ZM70 174V173H69ZM148 174V173H147ZM164 175V174H163ZM162 176V174H160V177ZM184 176V175H183ZM183 176H182V178H183ZM136 177H138V176H136ZM141 177V176H140ZM153 177V176H152ZM152 177H150V179L152 178ZM153 177V178H154ZM181 177V176H180ZM143 178V177H142ZM147 178V177H146ZM158 178V177H157ZM182 178H181V180H182ZM190 178H192V177H190ZM68 179V178H67ZM143 179H145V178H143ZM142 179V180H143ZM154 180V179H153ZM156 180V179H155ZM140 181H141V179H140ZM157 181V180H156ZM145 182V181H144ZM148 181H146V183H147ZM180 182V181H179ZM224 182V183H223ZM222 182V184L221 185H223V184H225V181H223ZM155 182H153L152 184H154ZM161 183V181H159V183L158 184H160ZM195 183V182H194ZM227 183V182H226ZM151 184V185H152ZM179 184V183H178ZM178 184H177V186H178ZM198 184V183H197ZM151 185L150 186H148V188L150 189V187H151ZM174 185H176V184H174ZM142 186V185H141ZM196 186V185H195ZM156 187H159V185H156ZM155 188V187H154ZM153 189V188H152ZM170 190V189H169ZM154 190H152V192H153ZM156 192V191H155ZM185 192V191H184ZM183 192V193H184ZM137 193V192H136ZM145 193H147V191H145ZM150 193V192H149ZM134 194H135V192H134ZM168 194V193H167ZM170 194H171V192H170ZM182 194V193H181ZM149 195V194H148ZM43 196H45V197H43ZM109 196V195H108ZM150 196V195H149ZM148 196V197H149ZM165 196H166V194H165ZM171 196H172V194H171ZM123 197V196H122ZM137 197V196H136ZM145 197V196H144ZM143 197V198H144ZM148 197H147V199H148ZM78 198V197H77ZM81 198H82V196H81ZM134 199V198H133ZM137 199V198H136ZM150 199V198H149ZM165 199V198H164ZM171 199V198H170ZM76 200V199H75ZM80 200V199H79ZM144 200H146V197H145V199ZM161 200V199H160ZM133 201V200H132ZM170 201V200H169ZM75 202V201H74ZM78 202H80V201H78ZM142 202V201H141ZM141 202H140V205H141ZM146 202V201H145ZM163 202V201H162ZM75 205H76V203H74ZM109 204V203H108ZM148 204V203H147ZM160 204V203H159ZM74 205V206H75ZM71 206V205H70ZM73 205H72V207H74ZM108 205H106V207H107ZM112 206V205H111ZM131 206V205H130ZM103 207V206H102ZM105 207V206H104ZM105 207V208H106ZM114 207V206H113ZM137 207V206H136ZM161 207H162V205H161ZM160 207V208H161ZM108 208H110L109 206H108ZM134 207H132V209H133ZM9 209L10 210H12L13 212H15L14 213V215H12V211H10V213H9ZM102 209V208H101ZM107 209V208H106ZM105 209V210H106ZM139 209V208H138ZM137 209V213H138V210ZM155 209L157 210V207H155ZM110 209H108V211H109ZM112 210V209H111ZM110 210V211H111ZM98 211H100V210H98ZM107 211V212H108ZM117 211V210H116ZM133 211H136V210H133ZM132 211V212H133ZM101 212V211H100ZM103 212V211H102ZM112 212V211H111ZM157 212V211H156ZM106 213V212H105ZM104 213V214H105ZM108 213H110V212H108ZM154 213V212H153ZM20 214V219L18 220V215ZM107 214V213H106ZM105 214V215H106ZM114 215V214H113ZM131 215H133V214H131ZM152 216H153V214H151ZM63 216H65V214H63ZM98 216H99V214H98ZM155 216H156V214H155ZM104 217H106V216H104ZM100 218V217H99ZM102 218V217H101ZM94 219V218H93ZM106 219V218H105ZM104 219V220H105ZM115 219V218H114ZM100 220V219H99ZM98 220V222H100ZM103 220V221H104ZM128 220V219H127ZM127 220H126V223H127ZM152 220V219H151ZM107 221V220H106ZM94 222H96V221H94ZM62 223V222H61ZM126 223H125V225H126ZM54 224V223H53ZM94 224H96V223H94ZM153 223H151L149 226H151ZM155 224H156V222H155ZM98 225V224H97ZM92 226H93V223H92ZM91 226V227H92ZM103 226H104V224H103ZM102 226V227H103ZM261 226V225H260ZM94 227V226H93ZM98 227V226H97ZM154 227H155V225H154ZM259 227V226H258ZM258 227H256V228H258ZM6 229H9L7 232H6ZM89 229V228H88ZM95 229V228H94ZM92 230V232L93 231H95V230ZM99 229V228H98ZM115 229V228H114ZM118 229V228H117ZM217 229H218V231H217V233H216V235L214 236V237H210L209 239H203V240H201V241H199V242H197L196 244H193V253L191 254V257H188L187 259H190L191 258V260H193V261H195V263L196 264H213L214 263V260H213V258H214V256L216 255V256H218V258L220 259V258H222L224 255H225V253H226V249H228V245H227V239H228V228L225 226V221H222L221 223H219V225L217 226ZM22 230V233H21V235H22V239L20 240L16 235H15V233H14V231H17V232H20ZM56 230V229H55ZM253 230V229H252ZM150 231V230H149ZM57 232V231H56ZM86 232V231H85ZM87 233V232H86ZM86 233H84V234H86ZM94 233V232H93ZM53 235H54V233H52ZM51 234V235H52ZM83 234V235H84ZM108 234V233H107ZM106 234V235H107ZM152 234H153V230H152ZM232 234V233H231ZM230 234V235H231ZM244 234V233H243ZM92 235V234H91ZM90 235V236H91ZM104 236V235H103ZM103 236H101V237H103ZM238 236H240L239 234H238ZM237 236V237H238ZM233 237V236H232ZM234 237H236V236H234ZM91 238V237H90ZM148 238V237H147ZM50 239V238H49ZM85 239V237L82 239V240H84ZM245 239V238H244ZM31 240V242H35V239H34V237H33V235L31 236V239H29V241ZM82 240H81V242H82ZM90 240H92V238L90 239ZM102 241L103 242V240L102 239H99V241ZM154 240V239H153ZM47 241V240H46ZM52 241V240H51ZM53 241H54V239H53ZM100 241V242H101ZM149 241H150V239H149ZM101 242V243H102ZM42 243H43V241H42ZM49 243V242H48ZM28 244V243H27ZM80 244L81 243H79L78 245H79V247H80ZM86 244V243H85ZM97 245H99V243L97 244ZM148 245H150V243H148ZM152 246L154 245V243L153 244H151ZM43 246H44V243H43ZM31 247V246H30ZM86 247V246H85ZM154 247V246H153ZM78 248V246L76 247V250H78L77 249ZM98 248V247H97ZM96 248V249H97ZM179 248V247H178ZM152 248H149V250H151ZM48 250V249H47ZM46 250V251H47ZM103 250V249H102ZM178 250H180V249H178ZM177 250V251H178ZM153 251H154V249H153ZM80 252V251H79ZM84 252V251H83ZM96 252V251H95ZM172 252V251H171ZM174 252V251H173ZM38 253V252H37ZM35 254L34 255V257L35 256H37L38 254ZM129 247H125V248H123L120 252H118L114 257H111V258H109V259H106V261H105V259H104V264H145V262H142V263H140L139 261H137V262H134V263H127V261H128V256H129ZM147 253H149V251L147 252ZM162 253V252H161ZM92 254V253H91ZM151 254V253H150ZM84 255V254H83ZM158 255V254H157ZM46 256V255H45ZM51 256V255H50ZM49 256V257H50ZM52 256H53V254H52ZM51 256V257H52ZM85 256V255H84ZM84 256H82V258L84 257ZM95 256V255H94ZM99 256H100V254H99ZM98 256V257H99ZM172 256V255H171ZM33 257V258H34ZM38 257H41V256H39L38 255ZM75 257V256H74ZM76 257H77V254H76ZM75 257V259H77ZM96 257V256H95ZM153 257V256H152ZM32 258V259H33ZM37 258V257H36ZM36 258L34 259L35 261H36ZM81 258V259H82ZM97 258V257H96ZM149 258V257H148ZM44 259V258H43ZM47 259V258H46ZM75 259H74V261H75ZM92 259H93V257H92ZM98 259V258H97ZM99 259H101V258H99ZM98 259V260H99ZM162 259V258H161ZM34 260L33 261H31V262H34ZM50 260V259H49ZM79 260V259H78ZM151 260H153V259H151ZM160 260V259H159ZM168 260V259H167ZM173 260V259H172ZM37 261H38V258H37ZM44 261V260H43ZM80 261V260H79ZM91 261V260H90ZM97 261V260H96ZM223 261V260H222ZM39 262V261H38ZM37 262V263H38ZM49 262V261H48ZM53 262V259H52V261H51V263ZM76 262V261H75ZM92 262H94V260L92 261ZM97 262H100V260L99 261H97ZM102 262V263H103ZM186 262V261H185ZM36 262H34V263H32V264H35ZM54 263V262H53ZM80 263H82V262H80ZM164 263V262H163ZM163 263H161V264H163ZM264 263V262H263ZM41 264V263H40ZM42 264H44V262L42 263ZM45 264H47V263H45ZM74 264V263H73ZM87 264H89L88 263V261H87ZM98 264V263H97ZM149 264H151V262L149 263ZM155 264V263H154ZM158 264V263H157ZM169 264V263H168Z\"/></svg>","mask_w":264,"mask_h":264},{"label":"crops","instance_id":"0c3cea01","mask_svg":"<svg viewBox=\"0 0 264 264\" xmlns=\"http://www.w3.org/2000/svg\"><path fill=\"white\" fill-rule=\"evenodd\" d=\"M27 2L30 3V0ZM24 6V0H0V22L5 28L17 25L16 21L22 18L21 13L25 11Z\"/></svg>","mask_w":264,"mask_h":264}]
</instances>
